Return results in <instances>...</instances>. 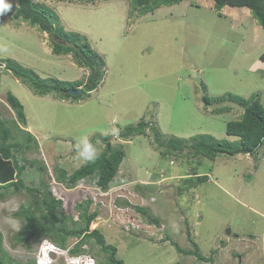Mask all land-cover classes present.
I'll return each instance as SVG.
<instances>
[{
	"label": "rangeland",
	"instance_id": "rangeland-1",
	"mask_svg": "<svg viewBox=\"0 0 264 264\" xmlns=\"http://www.w3.org/2000/svg\"><path fill=\"white\" fill-rule=\"evenodd\" d=\"M3 3L10 7L0 5V119L10 127L17 122L6 103L10 92L25 114L26 124H17L37 141V147L31 144L15 153L25 166V184L45 182L62 201L63 214L73 220L78 218L75 205L90 200L88 213L96 210L97 217L89 230L98 229L124 264H264V144L254 155L214 160L194 156L187 146L197 135L215 142L238 140L225 134V125L238 120L243 109L214 98L255 96L264 107V28L250 11H216L212 0H183L139 16L130 0H35L55 13L64 32L88 40L105 62L95 91L65 99L34 94L4 68L13 61L47 84L84 81L88 73L71 55L53 54L50 37L37 26L11 18L16 0ZM140 121L150 125L143 135L120 138L125 127H137ZM94 136H106L125 155L108 190H99L91 178L72 188L58 183L57 169L69 175L87 162L77 145L85 137L91 143ZM169 139L184 140L186 146L181 151L158 145ZM91 144L97 154L105 147L100 141ZM28 199L12 190L0 199L3 249L21 263L35 260L40 245L32 242V252L13 245L21 225L13 214ZM135 208L146 210L147 217ZM77 241L68 239L66 250L54 244L55 264H64ZM171 243L184 251L195 244L212 263L179 254ZM82 249L80 254L97 264L105 261L93 239Z\"/></svg>",
	"mask_w": 264,
	"mask_h": 264
},
{
	"label": "trees",
	"instance_id": "trees-1",
	"mask_svg": "<svg viewBox=\"0 0 264 264\" xmlns=\"http://www.w3.org/2000/svg\"><path fill=\"white\" fill-rule=\"evenodd\" d=\"M82 1L93 3L98 0ZM181 1L183 0H130V5L139 16H142L152 12L159 6H173ZM212 2L216 11H220L223 7L246 8L250 11L256 23L264 28V0H212ZM11 18L26 22L31 26H37L41 32L50 37L53 54L71 55L75 64L88 72L84 81L57 80L47 84L39 81L13 61L4 63V68L26 84L34 94L38 96L58 94L65 99H79L98 88L104 74L105 62L103 58L90 47L88 40H85L80 34L64 32L62 27L58 25V18L55 13L47 7L35 3V0H16V7ZM79 88L82 89L79 96L64 94V91ZM202 99L206 104H209L211 100L206 95ZM213 101L217 103L228 101L243 109L238 120L229 121L225 125V134L237 137L238 140L234 142L225 140L215 142L206 135H197L187 145L194 149L193 155H202L210 160H214L220 155H254L264 144V107L259 100L255 96L245 99L229 93L216 97ZM6 103L14 112L16 121L24 126L26 119L20 101L8 92ZM17 122L12 121V127L19 132L23 141H19L16 135L13 134L12 127L0 119V199L4 197L5 192L8 190L17 193L23 192L29 196L27 202L22 204L19 210L13 214L14 218L21 221L20 230L12 237L13 245H22L27 252H32V242L38 245L39 242L47 239L60 249H66L67 240L76 238L78 241L72 248L68 249V252L70 255H78L84 252L82 248L87 244L88 239H93L99 247V251L105 256V261L103 263L98 262V264H124L116 256L117 249L106 243L104 236L98 229L89 230L90 224L97 217L96 210L88 213L90 200H84L75 205L78 218L73 220L71 216L63 214L62 201L52 195L49 186L45 182L41 180L38 186L25 184L23 180L25 166L18 163L15 153L28 150L31 144L37 147V141L30 132L21 129ZM149 127V124L140 121L137 127H125L120 133V138L129 140L128 138L133 136L143 135L144 129ZM157 137L158 132L154 130V141L158 143ZM178 140L169 139L166 143H159L158 145L170 147L172 150H181L186 146V143L184 140ZM95 141L104 143V149L97 154L93 161H87L69 175L64 170L57 169L55 180L58 183L65 185L67 188H72L79 180L91 178L102 192L108 190L109 184L115 178L125 155L122 149L112 148L108 144L106 136H94L91 143ZM27 164L33 165L34 163L27 162ZM37 169L41 172L44 171V168L40 166H37ZM135 210L143 216L147 215L144 209L135 208ZM152 222L157 223L155 220H152ZM187 238L191 241L189 234H187ZM171 244L179 254L194 256L198 262L212 263L211 258H205L199 254L198 247L195 244H192L191 251L182 250L176 243ZM20 263L14 261L3 249L2 234L0 233V264ZM21 264H35V261L30 259Z\"/></svg>",
	"mask_w": 264,
	"mask_h": 264
},
{
	"label": "clouds",
	"instance_id": "clouds-1",
	"mask_svg": "<svg viewBox=\"0 0 264 264\" xmlns=\"http://www.w3.org/2000/svg\"><path fill=\"white\" fill-rule=\"evenodd\" d=\"M0 5H3L4 8H9V5H6L3 3V0H0ZM114 132H116L117 130H113ZM82 145V146H81ZM77 152L78 155L85 161H93L96 156V149L94 148V146L89 142V140L87 139V137L83 138L82 141L80 142V145H77ZM172 162V161H171ZM173 163V162H172ZM87 179V178H86ZM86 179H81L79 181L84 180V182L86 181ZM95 181L93 180L92 183H94ZM96 186V185H95ZM74 187V186H73ZM97 187V186H96ZM98 188V187H97ZM53 246L54 244L51 243L49 240L47 241V239H44L40 242V245L37 247L36 251V258H35V264H55L56 260L54 257H52V253H53ZM57 247V246H56ZM59 248V247H57ZM60 249V248H59ZM56 250V249H55ZM58 250V249H57ZM64 250V249H62ZM66 250V249H65ZM67 253V252H66ZM51 257H50V256ZM76 257L79 256L80 259L78 261V264H86L87 259L86 257L89 256L87 254H78V255H70L67 254V257ZM66 259V258H65ZM94 260V259H93ZM64 264H65V260H64ZM94 264H97L94 261Z\"/></svg>",
	"mask_w": 264,
	"mask_h": 264
},
{
	"label": "built area",
	"instance_id": "built-area-1",
	"mask_svg": "<svg viewBox=\"0 0 264 264\" xmlns=\"http://www.w3.org/2000/svg\"><path fill=\"white\" fill-rule=\"evenodd\" d=\"M170 164H172L171 161H170ZM84 183H85L84 180L80 181V185L82 184L84 186ZM79 259H80L79 256H76V257L69 256L65 259V264H78ZM86 259H87L86 264H94V260L91 257L87 256Z\"/></svg>",
	"mask_w": 264,
	"mask_h": 264
},
{
	"label": "water",
	"instance_id": "water-1",
	"mask_svg": "<svg viewBox=\"0 0 264 264\" xmlns=\"http://www.w3.org/2000/svg\"><path fill=\"white\" fill-rule=\"evenodd\" d=\"M82 93V89H77V90H73V89H69L67 91H64V94L66 95H70V96H79Z\"/></svg>",
	"mask_w": 264,
	"mask_h": 264
}]
</instances>
